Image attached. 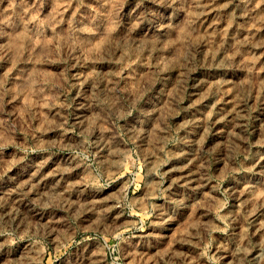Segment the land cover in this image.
<instances>
[{"label": "rangeland", "instance_id": "1", "mask_svg": "<svg viewBox=\"0 0 264 264\" xmlns=\"http://www.w3.org/2000/svg\"><path fill=\"white\" fill-rule=\"evenodd\" d=\"M261 224L264 0H0V264H264Z\"/></svg>", "mask_w": 264, "mask_h": 264}, {"label": "bare ground", "instance_id": "2", "mask_svg": "<svg viewBox=\"0 0 264 264\" xmlns=\"http://www.w3.org/2000/svg\"><path fill=\"white\" fill-rule=\"evenodd\" d=\"M261 228L264 227V225L261 224L260 226ZM263 249V250H262ZM261 251H257L258 253L256 254V257H259V260L260 259H264V248H262Z\"/></svg>", "mask_w": 264, "mask_h": 264}]
</instances>
